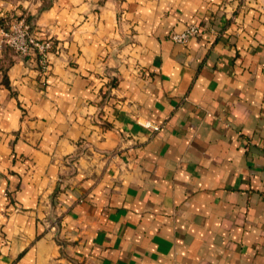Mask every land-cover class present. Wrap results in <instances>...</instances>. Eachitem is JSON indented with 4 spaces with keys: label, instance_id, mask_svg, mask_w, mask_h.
I'll return each mask as SVG.
<instances>
[{
    "label": "crops",
    "instance_id": "crops-1",
    "mask_svg": "<svg viewBox=\"0 0 264 264\" xmlns=\"http://www.w3.org/2000/svg\"><path fill=\"white\" fill-rule=\"evenodd\" d=\"M10 14L53 49L0 47V264H264V0Z\"/></svg>",
    "mask_w": 264,
    "mask_h": 264
},
{
    "label": "built area",
    "instance_id": "built-area-1",
    "mask_svg": "<svg viewBox=\"0 0 264 264\" xmlns=\"http://www.w3.org/2000/svg\"><path fill=\"white\" fill-rule=\"evenodd\" d=\"M25 17L24 14L3 17L5 26H0V47L8 46L21 58L28 57L40 72H44L49 66L48 55L53 49L52 41L42 37ZM201 32L200 25L190 23L181 31H171L169 37L175 43H185ZM144 126L148 127L149 123H144ZM153 129L157 130L158 126H153Z\"/></svg>",
    "mask_w": 264,
    "mask_h": 264
},
{
    "label": "trees",
    "instance_id": "trees-1",
    "mask_svg": "<svg viewBox=\"0 0 264 264\" xmlns=\"http://www.w3.org/2000/svg\"><path fill=\"white\" fill-rule=\"evenodd\" d=\"M26 16V15H25ZM26 18V20L27 21H29V17L28 16H26L25 17ZM0 26H5V24H3V19L2 18H0ZM2 48H4V49H6V50H9L10 52H12L14 55H16V56H19L15 51H13L10 47H8V46H3ZM20 57V56H19ZM28 58V57H27ZM26 57H24V59H27ZM5 70V67H3V66H0V72H3ZM110 85H112V83L110 84Z\"/></svg>",
    "mask_w": 264,
    "mask_h": 264
}]
</instances>
